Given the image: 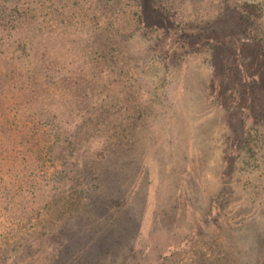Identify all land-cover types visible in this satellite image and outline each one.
<instances>
[{"label": "rangeland", "instance_id": "obj_1", "mask_svg": "<svg viewBox=\"0 0 264 264\" xmlns=\"http://www.w3.org/2000/svg\"><path fill=\"white\" fill-rule=\"evenodd\" d=\"M13 1L32 12L0 21V109L17 115L0 132V264L57 258L100 178L94 223L116 214L121 264H264V126L233 114L264 111V0Z\"/></svg>", "mask_w": 264, "mask_h": 264}, {"label": "trees", "instance_id": "obj_2", "mask_svg": "<svg viewBox=\"0 0 264 264\" xmlns=\"http://www.w3.org/2000/svg\"><path fill=\"white\" fill-rule=\"evenodd\" d=\"M17 1L13 0H0V21L4 22L5 24L12 25L14 23H23L25 18H29V15L27 12H32L31 9L25 11L22 4H17ZM249 9V8H248ZM38 11V8L35 9V12ZM18 24V25H19ZM2 29L6 27L4 24H0ZM211 31V39L212 43L215 42V44H212L211 47L213 50L217 51L219 50L220 46L223 45V43L219 40L221 35L219 33H216L215 28H209ZM220 35V36H219ZM218 36L217 38H215ZM4 40V34L0 35V52L4 55V57H0V65L4 63V69H8L9 67L7 64V59L9 57L5 55V53H8L9 48L5 44H1V42ZM219 42V43H217ZM227 43L224 44L225 51L227 50ZM6 47V48H5ZM33 50V48H32ZM257 63L254 61L252 63V67L256 66ZM13 70V69H12ZM10 70V72H12ZM254 78H256L258 81H261V74L260 75H253ZM256 76V77H255ZM263 76V75H262ZM0 94H3L4 92V85L2 84V80L4 76L0 73ZM254 82L252 85H254L255 89L259 88L260 82L252 81ZM226 83V82H225ZM239 84L237 83L236 86ZM245 88L242 89L244 91ZM248 93H243V98L248 99ZM224 98L226 97V93L223 94ZM256 99H259L256 97ZM255 98L248 99L249 103L246 105V107H240L239 104L236 105L234 109H237L235 114L236 116L245 115L246 117H252L254 120L252 122V125H255L260 129V127L264 126V111L261 108V103H258ZM238 100H241L240 98ZM256 100V101H254ZM256 102V103H255ZM36 104L34 107V111H36L38 108L41 107L40 110H43L44 108H48L49 105L42 104V101L34 100L31 104ZM31 109V107L29 106ZM11 110H5V108L0 109V119L2 121V127H0V132L5 133L6 136H8V132L10 130H7V126L10 119H13V122H15V118L17 115L13 114V117H10ZM39 114V113H38ZM49 115H46V118ZM10 124V123H9ZM253 128V126H252ZM68 140V139H67ZM70 140V138H69ZM71 141V140H70ZM129 143V142H128ZM4 159V158H3ZM3 159H0V170H3L2 168L5 167V163H3ZM1 174V172H0ZM108 174V172H107ZM62 174H60L59 178V186L57 187L61 194H65L66 192L64 189L62 190V183L64 182L63 178L61 177ZM63 180V182H62ZM113 182V181H112ZM106 186V185H105ZM108 186L111 188L113 185L108 184ZM88 195H90L89 200L87 202V205H85L86 210L83 213V219L80 221L77 220L79 223H74L71 226V230L69 231L67 236H62V241L64 242L63 248L61 253L57 254V258H54L55 254L50 259V262L48 264H121L123 262L122 260L125 257V254L128 252L130 244V239L128 236H124L123 228H120V226L115 225L118 223L116 221V214L114 212L111 213V217H109V220L103 221L102 223H94V221L97 219L96 215L98 212H96V207L98 209L103 210V205L106 203L105 199L102 198L103 196H106L103 190V186L101 185V178L99 179V183L97 184L96 188L93 189L92 192H90ZM56 196V195H55ZM119 197V196H118ZM1 200V199H0ZM98 200V201H97ZM117 204H122L123 201L116 200ZM115 201V202H116ZM95 203V204H94ZM6 210L7 208H3ZM100 211L101 213L99 216L103 213V211ZM125 210V209H123ZM102 216H100L101 218ZM91 221V222H90ZM93 221V223H92ZM111 225L110 230H108L106 226L109 224ZM132 233H135L134 231ZM129 234V233H126ZM130 236H132L130 234ZM65 237V238H64ZM63 244V243H62ZM53 253V252H51Z\"/></svg>", "mask_w": 264, "mask_h": 264}]
</instances>
